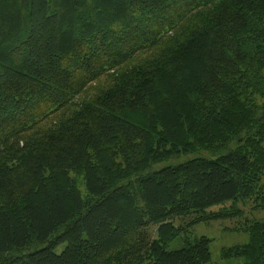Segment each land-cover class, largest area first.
Instances as JSON below:
<instances>
[{
	"label": "trees",
	"instance_id": "obj_1",
	"mask_svg": "<svg viewBox=\"0 0 264 264\" xmlns=\"http://www.w3.org/2000/svg\"><path fill=\"white\" fill-rule=\"evenodd\" d=\"M263 142L264 0H0V264H212Z\"/></svg>",
	"mask_w": 264,
	"mask_h": 264
},
{
	"label": "rangeland",
	"instance_id": "obj_2",
	"mask_svg": "<svg viewBox=\"0 0 264 264\" xmlns=\"http://www.w3.org/2000/svg\"><path fill=\"white\" fill-rule=\"evenodd\" d=\"M264 147V142L262 144ZM207 153H200L195 156L183 157L173 164L184 163L194 157H209ZM165 165L155 167V170L164 167ZM239 210L240 215L233 216L227 219H221L218 221H208L201 222L192 227L186 235L189 241L199 239L201 237L207 238L211 241L209 250L211 255L212 264H242L241 260L222 259V251L230 249L236 246H242L248 241V236L243 232V229L251 221L264 222V211L254 209L251 201H241L239 200L236 204L225 203L223 205L214 206L208 210L207 213H216L220 210ZM192 217L186 218L184 220L176 221V226L185 224ZM182 241L179 239L175 240L168 246L169 251H175L182 247Z\"/></svg>",
	"mask_w": 264,
	"mask_h": 264
}]
</instances>
